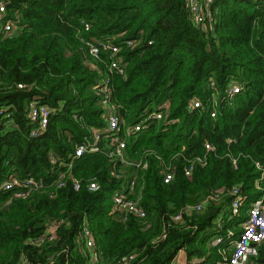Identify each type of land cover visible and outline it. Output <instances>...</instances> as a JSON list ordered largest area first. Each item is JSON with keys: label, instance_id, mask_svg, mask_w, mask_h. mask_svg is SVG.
<instances>
[{"label": "trees", "instance_id": "obj_1", "mask_svg": "<svg viewBox=\"0 0 264 264\" xmlns=\"http://www.w3.org/2000/svg\"><path fill=\"white\" fill-rule=\"evenodd\" d=\"M211 8V24L196 26L185 0H6L4 19L21 28L6 37L0 34V107L9 106L13 119L9 125L0 116V182L11 172L43 177L44 187L29 198L0 191V264H19L22 257L26 264H88L90 252L75 244L83 215L96 248L111 262L136 254L135 264H171L183 250L187 264H225L211 245L221 233L218 213L227 209L235 186L249 202L261 195L254 161L264 166V1L215 0ZM81 19L89 22V30ZM105 36L115 42L140 41L137 48L121 49L126 71L111 76L125 121L133 123L146 110L170 104L159 122L128 141L131 159L149 152L146 169L120 167L99 152L74 157L75 146L90 139L92 128L104 125L92 90L99 76L83 64L81 46L83 40ZM103 55L107 62L109 54ZM211 80L221 92L233 83L242 87L234 105L215 118L187 109L188 100L206 99ZM33 98L53 109L46 129L36 137L29 136L33 124L25 113ZM205 143L214 150L206 151ZM194 155L205 157V164L185 176V158ZM231 157L237 158L236 166ZM71 160L68 177L84 183L95 178L101 188L90 192L85 186L79 191L71 184L51 186ZM162 161L174 173L169 183L162 180ZM114 169H122L124 178H114ZM135 173L146 216L119 218L111 212L113 192ZM261 184L264 188V180ZM216 189L224 192L219 202L173 220L185 205L201 202ZM51 220H63L58 239L30 244ZM225 226L235 228L236 221ZM194 258L199 262L191 263ZM256 264H264V243Z\"/></svg>", "mask_w": 264, "mask_h": 264}, {"label": "built area", "instance_id": "obj_2", "mask_svg": "<svg viewBox=\"0 0 264 264\" xmlns=\"http://www.w3.org/2000/svg\"><path fill=\"white\" fill-rule=\"evenodd\" d=\"M215 0H185V6L190 13L191 21L196 25H204L206 22L213 21L215 15L212 11V3ZM264 1V0H262ZM6 12V0H0V34L4 37L18 32L21 28L19 23L12 19H4ZM81 24L84 30H89V22L81 19ZM115 37L105 36L100 39L83 40L81 48L83 53V64L90 70L95 71L99 78L93 84L92 90L99 97L102 108V119L104 125L100 128H92V136L90 139L75 146L74 157L83 155L84 153L99 152L106 156L109 162L123 166H134L136 168L146 169L147 159L145 158L149 152L143 153L140 159L134 160L127 156L126 148L128 141L136 137L137 132L142 128L149 127L155 121H160L164 114L169 109V102L165 101L150 110L143 112L141 117L133 122L127 123L120 113L122 105L113 97L112 75H123L127 62L123 60L121 49L137 48L140 44L139 40L121 39L115 42ZM150 44L151 41H148ZM109 54V60H104L103 54ZM104 63V67L101 66ZM19 88L24 87V84H17ZM209 94L205 100L194 97L187 102V109L192 111L199 109L209 114L211 118H215L220 110L234 105L236 94L240 93L242 87L239 84L228 85L221 92L215 85L213 80L209 81ZM9 106L0 107V116L6 119L7 124L13 123L12 112ZM25 113L29 121L33 124L29 130L30 137L39 136L47 127L53 109L47 104L40 102L38 99H31L25 105ZM76 117V116H74ZM102 140L105 141L104 146H99ZM231 139H228L230 142ZM206 151L214 150V146L210 143H205ZM52 163L56 162L53 154H50ZM184 165V175L190 176L194 168L198 165L205 164V157L194 155L186 159ZM233 166L237 164V158L231 157ZM73 161L68 162L65 170H61L57 177L51 182V186L56 188L64 187L71 184L74 191H79L83 186L90 192H95L101 188L99 182L94 178L86 180L68 177V172L72 167ZM254 165L260 170L259 178L255 180V187L261 191L260 197L249 202L248 195L244 193L239 186H235L230 190L232 196L227 207L229 210L228 217L221 215L223 210L218 213L215 220L216 227L221 231L220 234L214 236L211 240V245L217 248L221 255L222 261L225 264H256L258 258L259 247L264 243V188L261 182L264 180V166L259 161H254ZM116 168V167H115ZM113 170L114 178H124V171L119 169ZM161 175L164 183H169L174 176L171 167L162 161ZM44 178L28 175L25 177L17 176L13 173H8L6 178L0 182V191H13L17 198H29L32 194L44 187ZM138 174L135 173L130 178L122 181L120 186L115 189L112 195V210L113 214L119 218L126 219L128 215H134L139 219H144L146 216L145 210L139 204L140 189ZM50 196L52 194L50 193ZM224 196L222 189H216L206 195L204 199L196 204L185 205L179 211L172 215L174 221L181 219L182 213L200 212L205 206L212 202H219ZM229 221H236V226L226 227L225 224ZM63 220L47 221L44 228V233L31 239L30 244L43 245L45 243H53L58 239V230ZM165 233L162 234V237ZM75 244L82 249L90 252L88 264H135L137 255L128 254L120 259L112 262L102 257L99 250L96 248L93 236V230L86 215L82 216L78 232L75 236ZM67 246L63 248L66 251ZM181 251V250H180ZM179 251V252H180ZM178 252V254H179ZM178 254L174 257L171 264H182ZM48 260L53 261V255H50ZM199 262V259L194 258L191 263ZM19 264H26V259L22 257ZM187 264V263H186Z\"/></svg>", "mask_w": 264, "mask_h": 264}, {"label": "crops", "instance_id": "obj_3", "mask_svg": "<svg viewBox=\"0 0 264 264\" xmlns=\"http://www.w3.org/2000/svg\"><path fill=\"white\" fill-rule=\"evenodd\" d=\"M180 252L182 253V256H178V257H179V259H180L182 264H186L187 263L186 254H185V252L183 250H181Z\"/></svg>", "mask_w": 264, "mask_h": 264}, {"label": "rangeland", "instance_id": "obj_4", "mask_svg": "<svg viewBox=\"0 0 264 264\" xmlns=\"http://www.w3.org/2000/svg\"><path fill=\"white\" fill-rule=\"evenodd\" d=\"M225 211H228L227 209L224 210V212L221 213V215H225V217H228V212L225 214ZM180 254H178V256H182V253L179 252Z\"/></svg>", "mask_w": 264, "mask_h": 264}]
</instances>
